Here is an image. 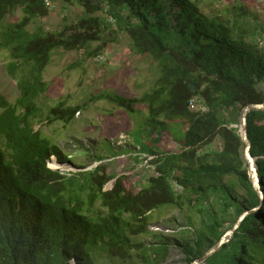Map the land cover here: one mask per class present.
Returning <instances> with one entry per match:
<instances>
[{"label":"trees","instance_id":"obj_1","mask_svg":"<svg viewBox=\"0 0 264 264\" xmlns=\"http://www.w3.org/2000/svg\"><path fill=\"white\" fill-rule=\"evenodd\" d=\"M63 1L81 6L83 15L47 30L37 23L50 12L44 0H0V47L10 55L6 70L19 89L14 102L0 93V264H136L135 257L143 264H162L172 245L193 264L254 206L260 211L249 212L231 240L201 264H264V202L253 186L240 132L231 126L245 105L264 102V48L258 45L264 36L263 17L245 0H235L215 15L202 11L199 0ZM17 8L21 18L8 21ZM108 27L115 34L127 33L132 52L156 63L154 87L141 97L100 96L130 113L139 103L148 107L145 125L150 138L156 137L150 146L138 145L153 155L149 159L155 168L139 189L129 183V175L108 174L103 162L70 175L50 168L52 157L60 164L72 162V157L35 126L52 53L104 52L113 40ZM96 41L102 45L91 49ZM195 95L208 112L189 109ZM81 108L60 101L44 119L69 123ZM161 118L187 124L179 151L153 147L161 137L158 131L167 129ZM247 118L264 194V109ZM216 141L221 148H209ZM211 194L220 198L221 207L206 208L208 221H202L191 239L163 234L155 235L157 244H147L134 238L150 233L156 209L181 206L185 195L206 202ZM231 214L235 223L226 227ZM188 222L193 224L190 218Z\"/></svg>","mask_w":264,"mask_h":264},{"label":"rangeland","instance_id":"obj_2","mask_svg":"<svg viewBox=\"0 0 264 264\" xmlns=\"http://www.w3.org/2000/svg\"><path fill=\"white\" fill-rule=\"evenodd\" d=\"M245 2L264 19V0H245ZM55 3L54 10L47 16L37 19V23L44 25L47 30L59 29L84 13V9L76 3L66 4L63 0H55ZM199 3L202 11L208 15H215L224 13L226 8L231 7L236 1L199 0ZM96 15L106 18L102 12ZM224 15L227 16L226 13ZM21 16L22 12L17 8L9 13L7 20L17 21ZM35 25L36 23H33L31 28ZM107 34L113 40L108 41L105 46L108 54L104 62H96L94 56L86 55L83 50L58 49L52 53L51 60L43 73L47 91L38 99L40 114L37 120L40 121L35 126L72 157V162L55 165L53 160L56 157H52L48 162L50 168L59 169L70 175V173L94 169L103 162L108 174L117 177L129 175V183L139 189L142 181L154 174L155 168V164L150 162L153 155L142 151L139 146L141 142L148 146L152 145V138L156 137V134H153L150 138L149 128L145 125L148 107L144 103H139L136 111L130 113L100 96L121 94L130 98L141 97L143 93L154 87L156 63L148 57L132 52L131 40L127 33L115 34L108 27ZM260 40L262 42L258 40L260 42L258 45L264 48V36ZM99 44L102 45L97 41L93 42L91 49ZM10 60L7 50L0 47V93L10 102H14L19 96V89L16 81L6 70V64ZM60 101H64L67 106L80 105L82 108L69 123L63 121L46 123L47 120L44 118L49 108ZM236 118L238 121L231 126L239 130L240 119ZM160 120L166 122L167 129L158 131L161 137L156 141L158 146L153 147H159L162 151H179L187 124L182 123L181 120L169 121L164 118ZM209 148L219 150L220 141L214 142ZM117 177L109 181L105 189H110ZM175 189L179 194H184L179 184ZM186 195L182 197L181 206L165 205L153 211L151 223L147 228L150 233L138 234L134 238L147 244H157L159 240L155 235L163 234L182 240L191 239L193 231L202 226V221H208L206 208L213 204L215 209H219L221 200L216 194H211L206 202ZM96 205L99 206V203ZM230 211L234 209L231 208ZM247 211L257 212L260 208L254 206L245 212ZM189 218L193 224L188 222ZM234 223L231 214L227 217L225 225L229 227ZM135 261L136 264H143L137 257ZM162 264L190 263L181 248L172 245L168 258Z\"/></svg>","mask_w":264,"mask_h":264},{"label":"water","instance_id":"obj_3","mask_svg":"<svg viewBox=\"0 0 264 264\" xmlns=\"http://www.w3.org/2000/svg\"><path fill=\"white\" fill-rule=\"evenodd\" d=\"M258 109H264V102L263 103H250L245 105L240 112V136L242 141L245 144V159L248 162V166H249V172H250V176L252 179V183L253 186L255 188V190L259 193L260 197L262 198L263 202H264V194L263 191L261 189V177L259 175L258 172V165H257V157H254L251 153V147H252V142L248 136V114L253 111V110H258ZM55 163L58 164V162H56V160H54ZM251 211V210H249ZM249 211L245 212L244 214H242L239 218V220L235 223V225L233 226V228H231L230 230H228L221 238V240L219 241V243H217L215 246H213L212 248H210L203 256L197 258L193 264H201L203 263L209 256L213 255L222 244L229 242L231 240V238L233 237L236 229L239 228L243 218L245 217V215L247 213H249Z\"/></svg>","mask_w":264,"mask_h":264},{"label":"built area","instance_id":"obj_4","mask_svg":"<svg viewBox=\"0 0 264 264\" xmlns=\"http://www.w3.org/2000/svg\"><path fill=\"white\" fill-rule=\"evenodd\" d=\"M44 3H45V5H46V7H47V9L49 11H52V10H54L56 8L55 0H44ZM108 17H109V21L114 24L115 23V19L111 15H109ZM107 54H108L107 51L98 53V54H96L94 56V60L96 62H99V63L104 62L106 60V58H107ZM188 106H189V109L191 111H197V112H201V113H206V112L209 111L208 106L203 102V99L199 95L193 96L189 100ZM176 185L177 184H175V187H176ZM180 188L182 190V187L181 186H180Z\"/></svg>","mask_w":264,"mask_h":264},{"label":"clouds","instance_id":"obj_5","mask_svg":"<svg viewBox=\"0 0 264 264\" xmlns=\"http://www.w3.org/2000/svg\"><path fill=\"white\" fill-rule=\"evenodd\" d=\"M54 160H56V158H55ZM54 160H53V161H54ZM56 162H57V160H56ZM55 164H57V163H55ZM58 164H60V163H58ZM259 207H260V206H257V208H259ZM73 264H75V262H73Z\"/></svg>","mask_w":264,"mask_h":264}]
</instances>
